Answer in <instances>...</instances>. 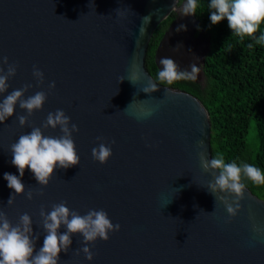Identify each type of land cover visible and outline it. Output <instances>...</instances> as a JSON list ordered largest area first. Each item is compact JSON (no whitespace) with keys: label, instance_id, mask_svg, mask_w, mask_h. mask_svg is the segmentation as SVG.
<instances>
[{"label":"water","instance_id":"95a60500","mask_svg":"<svg viewBox=\"0 0 264 264\" xmlns=\"http://www.w3.org/2000/svg\"><path fill=\"white\" fill-rule=\"evenodd\" d=\"M185 0H0V56L18 64L16 75L8 80V92L25 83L33 85L25 98L48 91L55 82L42 110L29 117L40 127L49 112L62 109L79 131L72 134L80 164L55 169L43 196L26 198L29 189L42 188L29 169L21 178L25 194L9 189L4 173L19 176L11 164L10 145L31 131L21 127L16 117L26 115L17 105L14 113L0 123V208L15 225L28 213L36 248L46 234L39 215L41 207L66 206L81 215L89 209H103L120 230L108 241L97 239L88 247L94 253L89 261L83 252L82 236H72L68 252H61L59 264H264V199L247 186L240 201L241 211L226 223L223 204L206 189L213 179L204 172L198 153L211 159L209 113L203 103L183 89L158 83L145 67V54L157 25L171 12L174 18L159 40L155 64L162 57L173 59L181 70L200 68L209 48L203 32L196 34L195 15L182 16L173 10ZM117 10L124 11L123 18ZM150 17L143 35L142 18ZM186 30L177 31L179 25ZM177 45H180L177 49ZM136 64L141 78L133 85L125 79ZM44 73L43 85L32 75L33 66ZM7 70L6 65H2ZM158 91L140 90L151 79ZM165 88H168L167 90ZM129 113L123 112L129 104ZM141 108L153 115L137 119ZM46 136H59L60 130L42 129ZM97 137L106 143L113 139V155L106 164L94 161ZM203 141V148L198 142ZM218 175V172H217ZM230 199L233 197H229ZM216 205V207H215ZM203 209L206 214L199 211ZM199 213V215H198ZM261 232L253 230V226ZM66 229L62 226L60 232Z\"/></svg>","mask_w":264,"mask_h":264},{"label":"clouds","instance_id":"9594fccd","mask_svg":"<svg viewBox=\"0 0 264 264\" xmlns=\"http://www.w3.org/2000/svg\"><path fill=\"white\" fill-rule=\"evenodd\" d=\"M208 8L213 25L226 18L232 33L241 38L253 36L261 23H264V0H210ZM172 9L182 16L195 15L197 0H185L179 8L175 3ZM125 14L124 11L117 10L119 17L123 18ZM149 21V16L142 18L141 35ZM180 30H186V25H179L177 31ZM256 42L264 43V33L257 38ZM179 47L180 45H177V49ZM159 64L162 68L158 70L157 79L168 85L181 80L194 81L198 78L200 71L196 63L190 65V71L181 70L179 65L168 57L160 58ZM2 65L7 66L6 71ZM17 68L18 64L9 63L8 57L0 56V94L8 92V80L16 75ZM32 75L38 85H43L44 73L35 65ZM141 75L138 66L133 64L129 76L119 77V83L127 79L136 85ZM158 85L151 77L140 90L150 94L159 90ZM32 87L31 83H25L21 88L12 90L0 100V123L11 117L18 105L26 112V115L16 117L19 125L31 127L29 133L20 135L18 140L10 145L11 164L17 168L19 176L4 173L8 188L14 190L7 201L9 206L14 203L17 195L25 194V185L21 178L24 176L26 168L33 173L37 183L42 186L35 192L32 189L27 191L26 198L32 200L34 195L43 196V187L48 186L55 174V169L66 170L80 164V157L72 136L74 132L79 131V128L75 123H71V118L62 109H57L54 113L49 112L40 127L29 124V117L35 111L42 110L49 93L55 89V82L48 84V91H37L25 98V93ZM133 103L134 101L123 112L130 114L128 110ZM152 115L153 109L141 108L136 118L146 119ZM48 128H59L61 134L46 136L42 129ZM97 141L98 146L91 150L92 159L100 164H106L113 155L111 145L116 141L113 139L110 143H106L104 137H97ZM198 147L203 148V141L198 142ZM198 155L203 171L210 172L213 177L207 183L206 189L215 197L216 203L223 204L228 214L225 222L230 223L231 219L241 211L240 201L244 198L246 189L243 180L264 184V173L258 167L248 163H243L240 166L236 162L226 163L222 154H218L210 160L206 158L203 151ZM230 196L233 198L230 199ZM66 204V201L53 204L50 211H45L41 207L39 215L46 234L43 238V245L38 250L36 244L39 236L34 234L31 216L28 213H23L19 216L18 222L13 225L5 211L0 208V264H59V254L68 252L72 245V236L75 234H80L83 238L81 241L83 247L75 249V254L79 255L83 252L85 258L92 261L94 253L88 245L94 244L97 239L108 241L110 233L120 230L121 226L118 223L114 225L108 213L103 209H89L86 214L81 215L78 211L71 210ZM214 211L208 213L201 209L199 213L212 214ZM62 226L66 231L60 232ZM253 230L262 231L255 225Z\"/></svg>","mask_w":264,"mask_h":264},{"label":"trees","instance_id":"16d2710c","mask_svg":"<svg viewBox=\"0 0 264 264\" xmlns=\"http://www.w3.org/2000/svg\"><path fill=\"white\" fill-rule=\"evenodd\" d=\"M210 0H197L196 34L203 32L209 48L202 63L203 80H181L172 85L157 79L154 53L175 13L168 14L154 29L149 40L145 67L158 82L195 95L209 113L211 123L210 153L224 156L226 163H248L264 173V43L257 38L264 33L261 23L253 36L243 38L232 33L225 18L213 25ZM251 45V47H249ZM249 130L253 136L248 137ZM246 186L264 199V184L244 179Z\"/></svg>","mask_w":264,"mask_h":264},{"label":"rangeland","instance_id":"374dc122","mask_svg":"<svg viewBox=\"0 0 264 264\" xmlns=\"http://www.w3.org/2000/svg\"><path fill=\"white\" fill-rule=\"evenodd\" d=\"M202 80H203V73H202ZM252 136H253V132H252V130H249V133H248L249 139H251Z\"/></svg>","mask_w":264,"mask_h":264}]
</instances>
